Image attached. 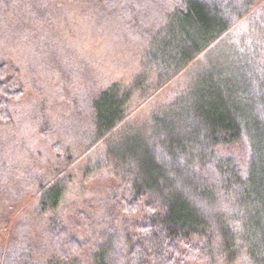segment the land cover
I'll use <instances>...</instances> for the list:
<instances>
[{"label": "trees", "instance_id": "obj_1", "mask_svg": "<svg viewBox=\"0 0 264 264\" xmlns=\"http://www.w3.org/2000/svg\"><path fill=\"white\" fill-rule=\"evenodd\" d=\"M91 1L105 5L100 13L111 15L108 24L139 35L144 61L143 74L130 85L112 83L102 94L89 149L264 5ZM128 18L129 29L122 23ZM251 48L240 53L226 78L210 77L183 91L150 117L142 135L107 153L115 184L102 200L105 234L93 251L84 255L77 232L87 217L76 215L84 219L75 227L66 223L58 213L64 191L50 195L48 186L38 189L33 218L17 215L8 232L11 219L0 212V228L8 236L0 240V264H264V47ZM6 65L0 64L1 121L19 93L4 80ZM34 222L41 229L37 235Z\"/></svg>", "mask_w": 264, "mask_h": 264}, {"label": "rangeland", "instance_id": "obj_2", "mask_svg": "<svg viewBox=\"0 0 264 264\" xmlns=\"http://www.w3.org/2000/svg\"><path fill=\"white\" fill-rule=\"evenodd\" d=\"M104 6L91 0H0V64H7L4 80L11 91L19 92L9 100L8 119L0 120V212L11 219L5 229L16 226L17 215L32 219L38 189L49 186L50 195L64 191L58 213L66 223L75 227L84 219L76 215L87 217L77 230L84 255L105 234L102 200L115 184L107 153L142 135L150 117L177 96L210 77L226 78L247 46L264 47L263 5L89 149L102 94L112 83L130 85L143 74L142 40L114 21L108 24L111 15L100 13ZM122 23L129 29L132 21ZM32 229L41 232L37 222ZM7 238L2 229L0 240ZM45 254L39 250L42 260Z\"/></svg>", "mask_w": 264, "mask_h": 264}]
</instances>
